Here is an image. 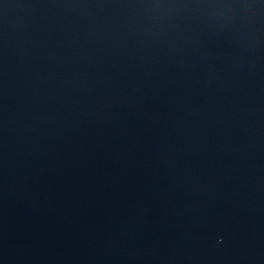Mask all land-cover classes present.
<instances>
[{
    "label": "water",
    "instance_id": "1",
    "mask_svg": "<svg viewBox=\"0 0 264 264\" xmlns=\"http://www.w3.org/2000/svg\"><path fill=\"white\" fill-rule=\"evenodd\" d=\"M0 264H264V0H0Z\"/></svg>",
    "mask_w": 264,
    "mask_h": 264
}]
</instances>
